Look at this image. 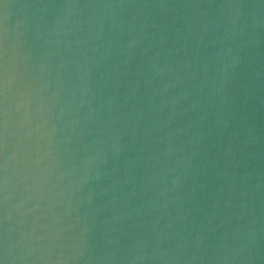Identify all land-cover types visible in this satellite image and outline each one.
<instances>
[{
    "label": "water",
    "instance_id": "obj_1",
    "mask_svg": "<svg viewBox=\"0 0 264 264\" xmlns=\"http://www.w3.org/2000/svg\"><path fill=\"white\" fill-rule=\"evenodd\" d=\"M0 264H264V0H0Z\"/></svg>",
    "mask_w": 264,
    "mask_h": 264
}]
</instances>
